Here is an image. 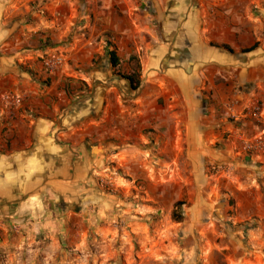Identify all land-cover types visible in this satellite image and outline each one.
I'll return each mask as SVG.
<instances>
[{
    "label": "crops",
    "instance_id": "0c3cea01",
    "mask_svg": "<svg viewBox=\"0 0 264 264\" xmlns=\"http://www.w3.org/2000/svg\"><path fill=\"white\" fill-rule=\"evenodd\" d=\"M82 3L87 6L81 17L83 36L69 52L70 65L55 75H47L37 62L45 52L36 39L28 51L22 40L9 43L0 12L4 221L33 218L45 203L55 204L56 196L85 184L93 164L102 160L100 145L117 148L141 137L149 146L154 136L165 151L178 150L184 142L198 148L209 135L229 154L232 147L242 150L245 135L259 133L248 113L264 93L254 94L249 86L264 83V0ZM253 4L260 27L248 16ZM105 34L121 62L143 51L146 73L136 92L111 77L101 57ZM68 78L92 90L71 91ZM5 97L22 103L9 107Z\"/></svg>",
    "mask_w": 264,
    "mask_h": 264
},
{
    "label": "rangeland",
    "instance_id": "374dc122",
    "mask_svg": "<svg viewBox=\"0 0 264 264\" xmlns=\"http://www.w3.org/2000/svg\"><path fill=\"white\" fill-rule=\"evenodd\" d=\"M82 2L0 0L2 27L9 43L22 40L25 51L36 39L45 52L37 57L42 70L46 59L60 58L55 72L45 71L59 74L83 36ZM252 6L248 16L260 27ZM143 59L140 51V81ZM68 81L71 91L92 90ZM259 85L249 91L263 94ZM152 138L149 146L141 137L106 146L85 184L45 203L33 218H0V264H264V154L237 147L223 154L209 135L198 148L184 142L167 151ZM176 203L183 205L178 222Z\"/></svg>",
    "mask_w": 264,
    "mask_h": 264
},
{
    "label": "trees",
    "instance_id": "16d2710c",
    "mask_svg": "<svg viewBox=\"0 0 264 264\" xmlns=\"http://www.w3.org/2000/svg\"><path fill=\"white\" fill-rule=\"evenodd\" d=\"M102 39H104L105 46L101 57L107 60V64L109 68L112 70L111 77L125 83L131 92H136L141 84V81L139 77L140 68L138 62L135 60V57L129 58L127 62V69L125 71L121 70L122 62L117 53V48L112 43L110 36L105 34L102 36ZM211 47L221 48L229 53H232V51L225 46L219 47L216 45H211ZM251 50L245 52H250ZM93 64H94V60H93ZM25 72H27V74L33 77L34 78L33 80L36 81L33 73H31L30 71H25ZM77 97L78 96L74 98V101L77 100ZM182 206H183L182 203H176L175 210L172 213L173 219L177 222L180 221L182 218Z\"/></svg>",
    "mask_w": 264,
    "mask_h": 264
},
{
    "label": "built area",
    "instance_id": "2783aa9c",
    "mask_svg": "<svg viewBox=\"0 0 264 264\" xmlns=\"http://www.w3.org/2000/svg\"><path fill=\"white\" fill-rule=\"evenodd\" d=\"M62 65L60 58H48L43 62L45 71L48 73L55 72ZM4 103L9 107L20 106V98L5 97ZM249 117L259 127V133L250 141L245 142L242 150L245 152L264 154V100L255 103L248 113Z\"/></svg>",
    "mask_w": 264,
    "mask_h": 264
},
{
    "label": "water",
    "instance_id": "95a60500",
    "mask_svg": "<svg viewBox=\"0 0 264 264\" xmlns=\"http://www.w3.org/2000/svg\"><path fill=\"white\" fill-rule=\"evenodd\" d=\"M100 146H101V150H100V155L99 156H103L105 154L106 146L105 145H100ZM90 151L92 152L93 148L90 149Z\"/></svg>",
    "mask_w": 264,
    "mask_h": 264
},
{
    "label": "flooded vegetation",
    "instance_id": "af4514ba",
    "mask_svg": "<svg viewBox=\"0 0 264 264\" xmlns=\"http://www.w3.org/2000/svg\"><path fill=\"white\" fill-rule=\"evenodd\" d=\"M100 152V151H99ZM97 155H100V153L99 154H97Z\"/></svg>",
    "mask_w": 264,
    "mask_h": 264
}]
</instances>
